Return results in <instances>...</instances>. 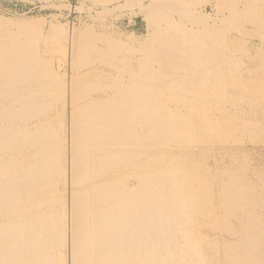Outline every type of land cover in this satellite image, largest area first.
I'll return each instance as SVG.
<instances>
[{
    "label": "bare ground",
    "instance_id": "obj_1",
    "mask_svg": "<svg viewBox=\"0 0 264 264\" xmlns=\"http://www.w3.org/2000/svg\"><path fill=\"white\" fill-rule=\"evenodd\" d=\"M123 4L146 42L71 30L65 81L0 23V264H264V172L218 162L264 147V0Z\"/></svg>",
    "mask_w": 264,
    "mask_h": 264
},
{
    "label": "rangeland",
    "instance_id": "obj_2",
    "mask_svg": "<svg viewBox=\"0 0 264 264\" xmlns=\"http://www.w3.org/2000/svg\"><path fill=\"white\" fill-rule=\"evenodd\" d=\"M210 2L214 3L216 0H210ZM123 3L124 0L115 2L111 0H96L94 2L90 0H0V23L7 21L14 25L28 24L30 27L27 30L30 36L39 38V47L44 49L46 47L48 50L46 54L48 66L65 81V72L61 71V67L65 64L67 55L63 48L64 45L66 46L67 35L71 30L76 28V30H81L85 26H92L96 33L106 32L107 36L123 41L135 36V38L146 42L148 30H146L141 16L136 14L138 10L136 7H128ZM202 7V5L198 6V10H201ZM210 12L211 8L207 5L206 13ZM99 27H104L106 30L100 31ZM196 28V26L190 27L191 31H196ZM255 30L256 26L251 23L241 24L236 27L233 37L243 40L254 48L258 43L260 44V39L254 34ZM233 158L236 161L243 159L244 163L242 161L243 164H241L248 167L247 169L259 171L258 173L264 172V147L261 145L254 146L244 143L241 150L227 155L222 162H218L230 163L229 160H233ZM237 163L240 164L239 161ZM208 165L210 170L213 169V172H216L213 159L209 160ZM259 166L263 168H257ZM263 177L264 173L262 176L264 181ZM263 187L264 182L262 194L264 193ZM206 231H208L207 228Z\"/></svg>",
    "mask_w": 264,
    "mask_h": 264
}]
</instances>
